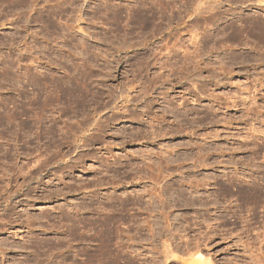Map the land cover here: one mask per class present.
Wrapping results in <instances>:
<instances>
[{
    "label": "rangeland",
    "instance_id": "1",
    "mask_svg": "<svg viewBox=\"0 0 264 264\" xmlns=\"http://www.w3.org/2000/svg\"><path fill=\"white\" fill-rule=\"evenodd\" d=\"M262 240L264 0H0V264Z\"/></svg>",
    "mask_w": 264,
    "mask_h": 264
},
{
    "label": "bare ground",
    "instance_id": "2",
    "mask_svg": "<svg viewBox=\"0 0 264 264\" xmlns=\"http://www.w3.org/2000/svg\"><path fill=\"white\" fill-rule=\"evenodd\" d=\"M68 83H71L72 84V86H70V87H68V88H66L64 91V93L65 94H67V95H71L72 93H75L76 92V89L74 88V84H73V81H69ZM168 159H166V166L167 165H169V163H168ZM163 164V163H162ZM162 164H160V168H162L161 167V165ZM167 167H169V166H167ZM161 171V170H160ZM253 224V223H252ZM250 226H252V225H250ZM253 228V226L251 227V229ZM250 229V230H251ZM262 241H264V240H262ZM264 243V242H263ZM262 244V243H261ZM253 245V244H252ZM196 249V248H195ZM253 249V248H252ZM253 259H254V255H252L251 256ZM252 258H251V260H252ZM261 260L263 261L261 264H264V255H263V257H261ZM207 261H209V259H206L205 257H204V255L200 252V251H198V252H196V253H194V255H192V258H191V261H189V263L190 264H208V262ZM189 263H187V264H189ZM252 263V262H251ZM253 263H254V260H253ZM259 264V263H258Z\"/></svg>",
    "mask_w": 264,
    "mask_h": 264
}]
</instances>
